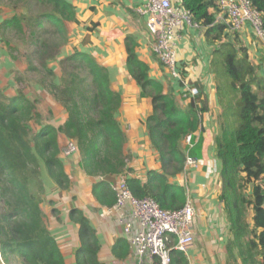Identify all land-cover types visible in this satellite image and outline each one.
Here are the masks:
<instances>
[{"label":"trees","instance_id":"1","mask_svg":"<svg viewBox=\"0 0 264 264\" xmlns=\"http://www.w3.org/2000/svg\"><path fill=\"white\" fill-rule=\"evenodd\" d=\"M248 1L261 15L264 32V0ZM0 6L12 12L0 21V38L8 55L14 40L25 42L27 72L39 76L40 86L66 114L58 126L42 124L36 104L24 92L4 96L0 90L1 261L65 264L41 210L43 174L58 190L70 186L60 158L62 137L75 144L81 171L97 180L91 194L100 206L114 205L112 186L115 179L123 177L136 199L150 198L167 211L181 209L187 200L186 190L174 180L183 173L187 157L201 159L200 118L206 107L200 96L181 109L171 93H164V85L149 76L148 66L135 53L136 41L124 38L126 70L140 88L141 97L151 102L145 127L160 163V170L148 171L145 181L129 176L126 136L117 121L122 100L111 88L108 71L83 52L60 58L69 41L68 25L79 24L75 7L66 0H0ZM180 6L205 30L209 42L218 43L214 57L220 56L229 85L238 96L233 112L238 124L230 130V116L226 115L231 109L216 76L221 114L214 144L221 164L219 200L229 229L226 264H264V79L258 76V67L250 61L238 34H228L224 26L215 23L216 0H180ZM230 35L233 38L229 39ZM55 61L62 71L59 78L50 67ZM30 123L39 129L34 132ZM187 136L190 142L184 145ZM68 216L78 226L76 264H102L100 243L88 218L77 208ZM120 249L124 247L113 249L116 257ZM171 257L172 264H188L184 253L173 250Z\"/></svg>","mask_w":264,"mask_h":264},{"label":"crops","instance_id":"2","mask_svg":"<svg viewBox=\"0 0 264 264\" xmlns=\"http://www.w3.org/2000/svg\"><path fill=\"white\" fill-rule=\"evenodd\" d=\"M66 1L75 7L79 24L68 25L69 41L60 58L83 52L106 68L111 88L120 94L122 100L117 121L126 136L124 149L129 157L128 168L132 170L129 176L145 181L148 171L160 170L158 155L151 146L145 127V120L151 114L152 106L149 99L141 97L140 88L126 70L124 38L129 36L136 41L135 53L148 66L149 76L164 85V93H171L181 109H186L191 99L182 98L179 83L173 81L152 51L154 40L147 30L146 19L136 14L142 0ZM170 1L174 5H180V0ZM93 24L96 26L92 29ZM79 26L83 28H78ZM90 28L92 31H88ZM231 38L233 37L230 35L229 39ZM238 39L247 49L250 61L258 67V76L264 79V45L248 22L238 34ZM174 45L178 71L195 91L193 97L200 96L206 107L200 118V130L203 132L201 159L174 180L186 190L187 200L195 212L194 239L186 250L185 257L188 264H226L229 229L219 200L221 164L216 158L214 144L220 133L221 114L216 74L212 65L218 43L209 42L203 28L184 26L176 31ZM197 106L200 108L201 104ZM57 107L59 117L54 119V123H49L58 126L65 121L66 114L60 106ZM66 143L67 140L62 137L60 158L70 186L68 190L61 191L51 182L47 186L44 183V198L50 193L57 195V198L49 197L47 201L42 199L41 203V210L49 222L47 228L53 235L65 264H76L74 253L79 246L78 226L71 223L68 216L72 208L81 210L95 230L100 243L98 257L102 264H137L129 243L116 223L115 215L92 197L91 188L97 180L81 171L77 154L65 155L62 144L65 146ZM59 200L62 206L59 205ZM53 210L56 212L53 213ZM120 246L124 250L120 249V256L116 257L113 249Z\"/></svg>","mask_w":264,"mask_h":264},{"label":"built area","instance_id":"3","mask_svg":"<svg viewBox=\"0 0 264 264\" xmlns=\"http://www.w3.org/2000/svg\"><path fill=\"white\" fill-rule=\"evenodd\" d=\"M215 23L225 27L228 34H239L248 22L260 42L264 45L261 15L248 0H218ZM136 14L146 19V27L153 37L152 51L169 76L179 83L182 98L191 99L195 91L177 69L174 44L176 31L184 26L202 28L192 20L191 14L170 0H142ZM186 145L190 136L185 139ZM73 142H67L64 153H76ZM197 160L187 157L184 171L194 167ZM116 196L114 205L108 208L115 215L122 236L129 243L137 264H172L173 250L184 253L193 243L195 212L186 200L184 206L175 211L161 209L152 199H136L127 188L124 178L113 183Z\"/></svg>","mask_w":264,"mask_h":264},{"label":"rangeland","instance_id":"4","mask_svg":"<svg viewBox=\"0 0 264 264\" xmlns=\"http://www.w3.org/2000/svg\"><path fill=\"white\" fill-rule=\"evenodd\" d=\"M9 10L10 9L8 8H2V6H0V21L12 15V12ZM78 28L83 27L79 26ZM70 37L72 38L71 33ZM12 46L13 51L10 52L9 56L7 52L8 49L6 50L0 38V90L2 94L4 96H14L18 90H21L31 101L36 104L37 110L40 116L42 117L41 123L44 124L50 121L54 123V119L59 117V114L57 112V106L60 105L54 101L53 97L49 94L47 90L43 89L40 86L39 76L35 73L27 72L25 55L27 53L28 48L25 46V42L20 40H14L12 42ZM220 63V56H215L212 65L214 71L216 70V76L218 79V84L220 85V90L223 96L227 98L228 106H230L231 109H228V114L226 115V117L228 118L230 116L231 121L230 123H228V125L230 127V130H233L235 127H237L238 124L237 116L233 113L234 110L237 108L236 101L238 96L237 93L231 89L229 85L230 80L228 76L224 73ZM57 65L58 61H55L50 64V67L54 69L57 78H59L62 75V71ZM82 80L84 81L82 82V85L86 86L87 81L85 82L83 77ZM29 126L34 132L39 129V126L35 123H30ZM65 146L62 144L63 152ZM42 182L43 184L45 183V185H49L51 181L46 176V174H43ZM49 197L57 198V195L50 193L47 197L44 198L43 194L42 199H44V201H47ZM59 205L62 206V202H60V200ZM45 224L46 226H49V222H47V219H45ZM0 264H4L1 259ZM10 264L20 263L17 260H13Z\"/></svg>","mask_w":264,"mask_h":264}]
</instances>
